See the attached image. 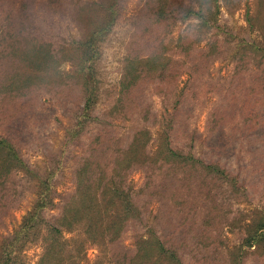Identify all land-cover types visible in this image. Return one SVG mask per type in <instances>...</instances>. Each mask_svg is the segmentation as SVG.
<instances>
[{
	"label": "rangeland",
	"instance_id": "obj_1",
	"mask_svg": "<svg viewBox=\"0 0 264 264\" xmlns=\"http://www.w3.org/2000/svg\"><path fill=\"white\" fill-rule=\"evenodd\" d=\"M107 1L64 0L54 14L50 13L51 7L36 8L33 4L40 13L34 16L30 11L27 24L19 20L20 25L15 28L21 30L17 33V51L29 47V40L30 45L43 42L52 53L56 52L58 69L72 79L62 80L69 85H61L63 92L58 97L50 98V93L37 89L39 101L33 104V116L18 129L9 128V134L20 139L17 147L31 170L11 175L12 181L6 185L9 201L7 209L0 210V264L1 243L18 230L39 192L37 187H44L41 182L47 180L51 187V204L46 205L41 217L53 226L62 213V204L71 203L72 196L82 204L92 195L87 189L83 192L82 178L72 175V171L82 164L80 156L89 147L84 138L97 132L111 138L108 145L100 146L97 155L112 152L105 158L108 165H93L96 182L106 175L102 187L94 191L95 196L101 199L104 182L112 179L119 194L110 192L109 197H123L132 191L139 217L121 227L116 242L103 251L85 246L77 264H120V260L132 255L140 258L124 264H148L149 251L137 249L139 242L150 239L147 230L152 229L159 240L164 239L175 249L178 261L171 264H264V91L252 98L260 126L250 130V120L243 122L248 130H242L243 123L240 125L246 86L255 85L252 73L260 60V48L264 50V0H118L111 26L104 36L94 38L97 55L91 83L93 119L86 122L79 145L69 139L77 115L75 109H80L84 102L82 77L75 74L76 64L91 23L104 21L101 17ZM30 2L25 0L26 10ZM173 7L198 13L204 16L205 23L193 15L179 20L174 12L167 16V22L163 19L151 24L149 14L153 10L160 8L166 12ZM6 27L0 24L3 44L10 43L3 35ZM134 40L138 42L132 50ZM147 52L172 62L170 79L161 80L156 72H146L148 67L135 62ZM128 61H133L137 70L129 67ZM13 66L8 64L7 69L13 72ZM15 67L23 71V65ZM125 67L137 76L132 93L125 92L119 102L116 92ZM262 87L257 85L258 89ZM140 130L148 133L146 143L136 145L132 154L127 155L128 144L138 137ZM166 148L175 149L184 158L199 159L205 165L215 162L213 166L222 173H209L200 164L175 166L170 172L174 179L168 175L165 178L169 187L160 189L163 193L175 190V196L162 197L157 189L152 193V183H159L162 173L150 159L165 154ZM70 150L76 162L71 161ZM132 155L136 160L130 165ZM143 159L146 163H141ZM60 161L64 163L59 164ZM166 167H171L170 163ZM147 170H153L149 180ZM43 227L16 236L7 264L39 263L48 242ZM58 237L65 243L66 256L73 255L74 246L84 239L77 231L75 234L61 230ZM157 264L170 263L161 257Z\"/></svg>",
	"mask_w": 264,
	"mask_h": 264
},
{
	"label": "trees",
	"instance_id": "obj_2",
	"mask_svg": "<svg viewBox=\"0 0 264 264\" xmlns=\"http://www.w3.org/2000/svg\"><path fill=\"white\" fill-rule=\"evenodd\" d=\"M30 1L31 6L27 9V12L25 9V0H0V24L7 26L5 29L6 31L4 32L5 34L3 35H7L10 41V43L5 42V44H3L4 38L1 39L0 37V210H6L8 206V192H6L5 189L6 185L12 181L10 176H14V174L18 175L17 173L22 171L23 174H27L31 170L29 166L23 162L19 148L17 147L20 139L17 136L9 134V131H12L9 128L18 129L23 124V122L27 121L29 116H33V104L39 101V96L36 95L37 89H42L44 92L50 93V98L58 97L63 92L60 88L61 85H69L62 80L72 79L69 77V74L62 73L58 69L60 62H57L56 60V52L54 51L52 53V51L47 46H45L43 42H40L37 45H30L31 42L29 40V47L23 46L20 51H17L18 45L20 44L19 35L17 33H19L21 30H16V26H19L20 23L27 24V17L30 11L34 12V16H37V14L40 13L36 12L37 6H43L44 9L46 5L51 7V14L56 13L59 9H61L64 0H45L44 2L42 0ZM33 4L36 5L35 9L34 6H32ZM117 4L118 0H108L106 2L104 5V16L101 17L104 18V21L98 24L96 22L91 23V26L86 34V40L82 44L83 48L81 49L83 52L82 50H79L81 57L79 59V63L76 64L77 69L75 74L78 73L82 77L81 88L82 92H84V94H82V99L84 102L80 109H75L77 115L75 116V122L72 126L73 130L70 131L73 133L69 136V139L76 141L77 143L75 144H81L79 143L80 136H84L85 124H87V121L91 122L93 119L90 117L94 98V93H92L93 90L91 89V83L95 77L93 60L97 55V51L94 46L95 44L93 43L94 38L102 36L105 32H107L115 18L116 11L118 10ZM25 10L27 14H25ZM80 11H82V9H80ZM174 12L177 13L179 20H183L184 18L193 15L197 20L201 22L205 21L204 16H199L198 13L194 14L190 11H187V8H181L178 11L176 7H173L169 10H166V12L160 8L153 10V12H151L152 14H149V18L152 17L151 24L162 22L163 19L164 22H167V16L171 17L172 13ZM43 13L44 10L42 14ZM19 20L20 23H18ZM34 21L37 22L38 20L35 18ZM246 21L250 22L249 19ZM132 42L133 43L131 44H133V50L135 47H137L138 40H134ZM251 48L258 52V49H256L255 46L251 45ZM260 50L258 55L260 60L256 62V71L252 73L253 78L251 76L255 85L250 84L249 86H246L247 90L244 93L242 106L244 110L242 112V116L240 117V125L247 120L252 122L253 126L250 128V130H252L253 127L256 128L260 126L261 124V121L257 118V111L253 106L252 99L256 93H261V91H264V89H262L264 87L260 89L257 88V85L264 86V50L261 48ZM144 55L145 56L137 58L135 62H140L144 66L148 67L146 72H156V75L164 81L172 77L171 61H164L157 56L152 57V54L148 52ZM157 60H159V62L155 64ZM259 62L263 63V65L257 66ZM8 64L12 66L14 65L13 72H10L7 69ZM19 64L23 65V71L18 69V67H15V65ZM127 64L129 67L137 70V68L133 66V61H128ZM151 64L155 65L151 66ZM47 70H50L51 73H48ZM138 70L140 71V69ZM136 76L137 75H131L126 67L123 69L118 83V90L116 92L118 94L116 101L120 102V99L124 96L125 92H128L127 95L132 93L134 89L133 81ZM49 89H51L50 92ZM236 93L238 94L237 91ZM233 96L235 97V93H233ZM144 114H147V110H145ZM93 121L95 122L96 119ZM241 127L244 128L242 130H248L244 123ZM139 132L140 133H138V137H133L130 144H128L127 147L129 148V151L127 155H129V153L132 154L134 151L133 147L136 145L140 143L143 145L146 143L148 133L141 130ZM139 135L141 136L139 137ZM84 139L88 140L87 146L90 147L91 152H89V147L84 150L85 152L83 151L85 154L80 156L82 164H77V169L72 171V175L75 174L77 177H81V187L84 189L83 192H85V189H87L94 197H90L92 195H88V198L83 196L85 198L84 201L82 204H78L75 202V198L72 196L70 199L71 203L65 202L62 204V213L60 217L56 219V225L53 226V224H46V221H43L41 217L43 216L42 212L46 205L51 204V197H49L51 187L47 185V180L46 182H41L44 187H37L39 192L36 195L31 209L24 215V217H22L18 225V230L14 232L12 237L3 239V243H1V251L3 253V261L1 264H7L8 260L10 259V253L13 251V241L16 240V236H19L22 234V232L26 234L30 230L36 232L42 227V225L44 226L43 229L45 231L43 229L42 230L46 232L48 242L44 246V253L42 254L38 264H64L63 261H69L71 264H77L78 255L83 254L85 246L95 247L98 252L103 251V249H105L108 245L111 246L113 242H116V237L118 236L119 231L125 224H127V222L139 217V212L137 210L138 208L135 206L132 200V191L123 197L117 195L109 197L110 192H112V194H119V188L112 179H109L107 184L104 182V189L101 191L102 198L98 199L95 196L94 191L97 190V188L102 187V179H106V175H101V177L97 178L98 181L96 182V172L92 169L93 165L100 166V164H104L103 167L108 165L105 163V158L109 153L112 152L111 150H107L97 155L96 151H98L100 146H104V144L108 145L111 138H109L106 133L97 132L96 134L88 135V137ZM165 151V154L159 153L155 158L150 159L152 164H158L156 167L162 173L160 182L152 183L151 191L152 193H155L154 189H157L158 193L162 197L173 198L175 196V190H172L171 193L160 192V189L165 190L167 187H169V185H166L168 180L165 179L166 175H168V178L171 180L174 179V176L171 175L170 172L175 170V166H186L187 163H190L192 166L195 164H200V166L209 173L218 175H221L222 173L220 170H218L217 166H213L215 162H212V165L209 163L208 165H205L201 160L194 159L190 156L185 157L187 158L185 159L184 156L182 157L176 152L175 149L169 150L166 148ZM71 152L72 150H70L68 153L71 154ZM58 156H60L59 158L62 159V152H60ZM76 157H78V155H76ZM71 158V161L73 160V162H76L74 155L71 154ZM134 158L136 160L135 155H132L129 158L130 165L134 161ZM114 160H112V162L114 163V166H116ZM58 163L63 164L64 162L60 161ZM141 163H146V160H141ZM161 163L165 164L164 168ZM168 163L171 165L169 168L166 167ZM152 171L153 170H147L148 180L153 177L151 176ZM184 179L187 181L186 177H184ZM78 193L80 192L78 191ZM99 212L101 214H99ZM61 230H64L65 232H75V234L77 231L78 233L81 232L83 234L84 239H82V242L74 246L73 249L75 253H72L73 255H63L66 252V249H64L65 243L61 242L58 237V234ZM147 231V235L150 236V239L139 242L137 252L141 249L144 251H149L150 256L146 260L149 262L148 264H157L159 258L161 257H163L170 264L173 262L177 263L178 260L175 249L172 248L167 242L165 243L164 239L159 240V235L155 229ZM100 246L102 248H100ZM8 249L10 250L7 251ZM134 258L138 260L140 256L138 257V255H132L126 260H120L119 263L124 264L125 261L129 263L130 261L134 260Z\"/></svg>",
	"mask_w": 264,
	"mask_h": 264
}]
</instances>
